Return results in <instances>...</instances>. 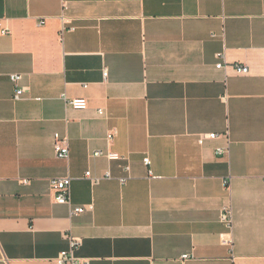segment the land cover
<instances>
[{"label": "crops", "instance_id": "1", "mask_svg": "<svg viewBox=\"0 0 264 264\" xmlns=\"http://www.w3.org/2000/svg\"><path fill=\"white\" fill-rule=\"evenodd\" d=\"M61 15L60 0H0V264H56L70 237L89 264H264V0H69ZM65 177L70 206L50 185Z\"/></svg>", "mask_w": 264, "mask_h": 264}, {"label": "built area", "instance_id": "2", "mask_svg": "<svg viewBox=\"0 0 264 264\" xmlns=\"http://www.w3.org/2000/svg\"><path fill=\"white\" fill-rule=\"evenodd\" d=\"M61 3V20L63 24H66L65 17H64V12L68 9V3L69 0H60ZM65 22V23H64ZM66 30V27H63L61 30V33ZM74 28H69L68 31H73ZM219 58H223V55H220ZM223 67L222 63H219L216 65L217 69H221ZM235 71L239 75H248L249 70L245 66H240V65H235ZM104 75L106 76V72H104ZM9 80L11 83L15 85L17 88L15 91V99H20V97L23 96V89H18V84L21 81V76L20 75H10ZM86 87V86H84ZM62 100L65 101V103L71 107L74 110H79V111H84L88 108V102L85 99H67L65 95H62ZM97 114L100 116H104L105 113L103 110L99 109L97 110ZM116 135L115 130H110L107 135H106V141L107 142H112L114 137ZM220 135L211 133L207 135H203L198 138L197 143L199 146H202L205 141L207 140H216L219 138ZM224 137H228L227 133L223 134ZM229 142V141H228ZM53 150L55 157L60 160H67L69 157V147H68V142L67 139L61 138L58 134L54 135V141H53ZM228 151V148H216L215 149V154L222 156L225 155ZM94 157H100L104 156L108 161H120L122 158L113 152H107L103 153L101 151H96L93 153ZM143 164L147 167L148 169V177L152 178V172L149 169L150 167V160L149 158H144L143 159ZM124 171L126 173L129 172V167L125 166ZM84 178L90 181V183L93 186L99 185L102 181L104 180H111L112 177L110 175V172H105L103 176L101 177H96L93 176L90 171H86L84 174ZM128 180V177H123L119 179V182L121 184H125ZM51 189L54 195V202L59 205H71V179L69 177L61 178V179H54L50 183ZM87 211H92V206L88 207H73L71 214L72 215H79L83 214ZM221 221L227 225V227H231L232 225V212L231 209L226 207L223 209L221 213ZM79 241L76 239H73L72 237L69 238V250L67 251H62L55 259L56 264H89V261L80 259L76 257L75 251L79 247ZM183 260L188 259L187 255H184L182 257Z\"/></svg>", "mask_w": 264, "mask_h": 264}]
</instances>
